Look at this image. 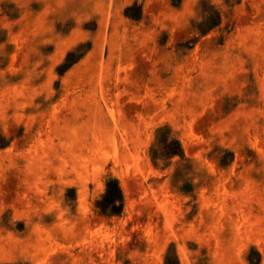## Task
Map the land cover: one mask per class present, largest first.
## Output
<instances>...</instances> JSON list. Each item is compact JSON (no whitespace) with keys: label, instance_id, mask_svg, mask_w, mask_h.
<instances>
[{"label":"rangeland","instance_id":"rangeland-1","mask_svg":"<svg viewBox=\"0 0 264 264\" xmlns=\"http://www.w3.org/2000/svg\"><path fill=\"white\" fill-rule=\"evenodd\" d=\"M0 264H264V0H0Z\"/></svg>","mask_w":264,"mask_h":264},{"label":"trees","instance_id":"trees-1","mask_svg":"<svg viewBox=\"0 0 264 264\" xmlns=\"http://www.w3.org/2000/svg\"><path fill=\"white\" fill-rule=\"evenodd\" d=\"M113 182V189L112 191H109V182L107 183L106 182V192H105V195L108 196L110 199H111V203H113L114 201L120 199L121 197V190L118 186V182L117 180H112Z\"/></svg>","mask_w":264,"mask_h":264}]
</instances>
